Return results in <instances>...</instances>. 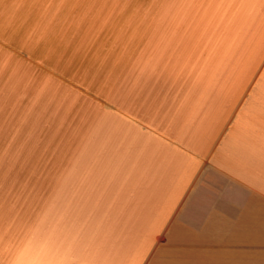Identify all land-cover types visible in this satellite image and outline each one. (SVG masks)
<instances>
[{"label":"crops","instance_id":"1","mask_svg":"<svg viewBox=\"0 0 264 264\" xmlns=\"http://www.w3.org/2000/svg\"><path fill=\"white\" fill-rule=\"evenodd\" d=\"M229 2L183 0L184 41L122 59L58 144L32 133L67 102L23 59L0 74V105L29 118L0 166V264H264V0Z\"/></svg>","mask_w":264,"mask_h":264},{"label":"rangeland","instance_id":"2","mask_svg":"<svg viewBox=\"0 0 264 264\" xmlns=\"http://www.w3.org/2000/svg\"><path fill=\"white\" fill-rule=\"evenodd\" d=\"M182 6L183 0H0V24L10 27L14 39L0 36V74L5 77L7 69L23 59L26 83L44 82L68 106L61 111L65 117L58 130L49 124L47 116L54 118L50 111L37 119L32 136L42 142L51 127L54 144L69 139L77 121L85 118L87 105L102 100L104 82L117 76L122 59L141 52L148 41H184L190 31L183 23ZM220 18L212 15L207 24L211 30L203 31V37L220 32ZM211 52L214 46L208 55ZM113 80L117 84V77ZM17 113L0 105V166L25 137L29 118L25 115L19 124L18 117L13 119Z\"/></svg>","mask_w":264,"mask_h":264},{"label":"snow or ice","instance_id":"3","mask_svg":"<svg viewBox=\"0 0 264 264\" xmlns=\"http://www.w3.org/2000/svg\"><path fill=\"white\" fill-rule=\"evenodd\" d=\"M205 185H206L205 191H211L213 188H215V184H214L212 178H208V179H206V181H205ZM205 210H206V209H205L204 206L201 205V204H194V205L191 207V209H190V211H191L193 214H197V213H199V212H201V211H205ZM158 264H167V262H166L165 260H162V259H161V260L158 261Z\"/></svg>","mask_w":264,"mask_h":264}]
</instances>
